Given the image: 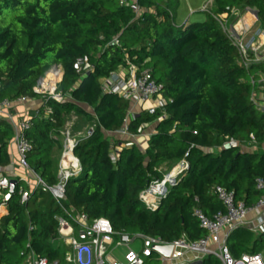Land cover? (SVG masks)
<instances>
[{
    "label": "trees",
    "instance_id": "16d2710c",
    "mask_svg": "<svg viewBox=\"0 0 264 264\" xmlns=\"http://www.w3.org/2000/svg\"><path fill=\"white\" fill-rule=\"evenodd\" d=\"M176 2L137 0L141 11L136 13L130 0H0V99L42 97L34 91L39 77L55 64L63 69L57 85L63 100L42 97L25 131L31 144L27 162L47 185L59 181L54 152L70 115L78 116L73 130L88 124L74 147L82 172L66 182L62 205L42 185L31 187L17 177L0 217V264H24L30 252L70 264L55 242L56 217H65V210L106 217L121 234L194 241L206 235L195 210L209 217L224 211L215 188L234 192L247 206L259 199L255 181L264 177V111L251 97L257 88L252 79L264 73V62L245 66L211 12L204 22L178 25ZM247 6L257 10L264 30V0H214L212 12ZM85 57L88 62L78 71L75 64ZM129 63L152 70L163 85L165 104L140 111L128 123L134 136L154 125L145 151L116 135L131 104L102 85ZM14 137L13 126L0 116V167L11 164ZM231 141L238 146L225 148ZM182 160L188 169L159 207L149 209L140 193L164 176L163 167L169 170ZM21 187L29 198L19 194ZM227 244L237 258L259 253L264 234L240 228ZM142 259V264H161L156 251ZM201 264L220 262L208 256Z\"/></svg>",
    "mask_w": 264,
    "mask_h": 264
},
{
    "label": "built area",
    "instance_id": "2783aa9c",
    "mask_svg": "<svg viewBox=\"0 0 264 264\" xmlns=\"http://www.w3.org/2000/svg\"><path fill=\"white\" fill-rule=\"evenodd\" d=\"M130 6L136 13L141 11L137 0H130ZM207 8H209L208 6L205 9L211 12V15L238 48L241 61L245 66H250L251 63L264 62V30L259 29L248 39L258 22V14L255 8L247 6L244 10L233 9L230 13L221 15L212 12V6L210 9ZM232 16L239 17V22L228 27L227 20ZM115 42L118 43L116 39ZM87 62L88 58L86 57L80 59L75 64V68L79 71ZM62 75L61 65H53L39 77L34 86V91L42 97L48 96L61 102L64 97L57 92V85L61 81ZM252 84L257 88L251 99L257 108L264 111V73H261L258 79H252ZM102 85L104 92L119 95L131 104L124 127L116 132V135L122 139L134 136L128 131V123L136 115L133 111L134 105H144L151 102V107L146 110L154 111L165 104L162 94L163 85L153 78L152 70H140L133 63L119 67L109 77L102 80ZM29 99L31 98L0 99V116L7 119L15 130L14 143L19 156L18 164L20 168L35 177L36 182L32 187L42 185L62 205L63 201L66 200V182L70 177L77 176L82 172L80 162L74 155L77 138L72 137L67 131L65 149L58 172L59 181L55 185H47L27 162V154L31 150V144L25 136V131L29 129L30 122L28 119L15 120L12 112L17 103H26ZM67 153L71 154L70 161H66ZM188 167L189 162L182 160L165 173L161 179L152 181L140 193L141 201L149 209L156 210L162 200L167 197L169 189L177 184L180 176ZM11 179H17V177H11L5 168L0 167L1 216H3L2 211L7 207L6 195ZM21 179L29 184L26 179ZM255 185L260 192V197L251 206H247L243 201H238L234 192L222 187L215 188L214 193L222 201L224 211L209 217L202 210H195L200 226L206 231V235L198 240L191 241L186 236H182L169 242L161 236H149L141 233L134 236L121 234L114 230L108 218L91 219L87 213L73 209L72 211L65 210V217L62 215L56 217L59 223V236L55 242L62 244L65 249V260L70 264H133L138 259L149 257L153 251H156L155 246L164 245H172L173 250L169 257L156 251L161 256V264H191L208 256L217 258L220 264H264V251L243 254L237 258L232 254L227 244L230 235L240 228L248 229L256 235L264 234V177H258ZM19 194H25L22 187ZM33 228L34 226L30 225V229ZM138 239L142 241V246L139 250H135L132 248V244ZM120 245L126 247L123 259L116 258L112 253V247ZM24 264L60 263L58 260L50 262L46 257H37L33 252H30Z\"/></svg>",
    "mask_w": 264,
    "mask_h": 264
},
{
    "label": "crops",
    "instance_id": "0c3cea01",
    "mask_svg": "<svg viewBox=\"0 0 264 264\" xmlns=\"http://www.w3.org/2000/svg\"><path fill=\"white\" fill-rule=\"evenodd\" d=\"M213 3H214V0H210L209 3L206 5L209 7L207 9H210L211 6L213 8ZM206 6H202V9H201V12H204L205 15H203L202 13H199V14L193 13L192 15H190L189 20L191 21V23L204 22L206 20V18H207L206 13L209 12L208 10L205 9ZM182 19L183 20H180V22L177 20L178 25L187 24V20H185V18H182ZM42 104H43V98L42 97L31 98L26 103H17L12 109V112L14 114V119L15 120H22V119L29 118L30 114L32 112H36ZM151 105H152L151 102H148L144 105L136 104L133 106V111L135 114H137L142 110L148 109L149 107H151ZM72 114H74V113H72ZM72 114L70 115L66 125H68L71 122V120H74V122H75L78 119V116L76 114L74 116ZM71 117H72V119H71ZM87 128H88V124H86V126H84L80 130H78V129L73 130L72 129V131L70 130V135L72 137L78 138L79 136L83 135L86 132ZM154 132H155V127H154V125L151 124V125H148L146 127V129L144 130V132L142 134L136 135V136H128L125 139L130 141V142L136 143L143 151H145L148 148V141ZM57 148L61 149V151H62L63 146H62V148H60V146ZM119 148H121V147H119ZM253 148H256V146H253ZM262 149L264 150V145H263ZM10 154H11V164L7 168H5L6 172L13 178L21 177V178L26 179V181L32 187L36 182L35 177L33 175H31L28 171L19 167V164H18L19 156H18L16 144L14 143V141L12 142V144L10 146ZM61 154H62V152H61ZM60 157H61V155H60ZM60 157H59V159H60ZM165 169H166V167H165ZM6 211H7V207L2 211V214L4 215L6 213ZM0 217H2V216L0 215ZM81 237H83V236L81 235ZM112 250H113L112 253L115 256L116 247L113 246ZM262 251H264V250H262ZM158 258L161 262V256L159 254H158ZM121 259H123V256L121 257ZM202 261H203V259L200 261H197L195 263H191V264H198V262H199V264H201Z\"/></svg>",
    "mask_w": 264,
    "mask_h": 264
},
{
    "label": "rangeland",
    "instance_id": "374dc122",
    "mask_svg": "<svg viewBox=\"0 0 264 264\" xmlns=\"http://www.w3.org/2000/svg\"><path fill=\"white\" fill-rule=\"evenodd\" d=\"M209 1L210 0H177L176 7L173 8L176 23L178 24V21L180 22V20H183L182 18H185V20H187V23H191V21L189 20V17L193 13H198V14L202 13L203 15H205L204 12H201V9H202V6H206L209 3ZM238 22H239V17L232 16L231 18H229L227 20V26L228 27L234 26V25L238 24ZM259 29H261V28H260L259 22H257L255 27L253 28L252 34L250 36H248V39H250V37L252 35H254L257 31H259ZM72 115L74 116L75 113ZM71 119H72V117H71ZM74 123H75L74 120H71V122L65 126L66 128L64 130V135H63V138L61 139V146H60V148H62V146H63L62 151H61V149L56 148V150L54 152L55 157H57V160H59L58 170L60 167L61 157H62V154H63L64 149H65V142H66V136H67L66 133H67V131H69V132H70V130L72 131ZM61 152H62V154H61ZM60 155H61V157H60ZM59 157H60V159H59ZM66 159H67V156H66ZM172 168H170L168 170V168L165 169V167H163V172L167 173ZM141 246H142V241L140 239H138L135 243L132 244V248L135 250H139L141 248ZM125 252H126L125 246H122V245L117 246L115 257L118 259H121V257L124 255Z\"/></svg>",
    "mask_w": 264,
    "mask_h": 264
},
{
    "label": "water",
    "instance_id": "95a60500",
    "mask_svg": "<svg viewBox=\"0 0 264 264\" xmlns=\"http://www.w3.org/2000/svg\"><path fill=\"white\" fill-rule=\"evenodd\" d=\"M89 132H92V129H90ZM237 146H238L237 141H231L230 143H227V144L225 145V148H229V147H237ZM17 184H18V180H17V179H11V180H10L9 190H8L7 195H6V201H8L9 198H10V197L12 196V194L14 193V191H15V187H16ZM23 198H24V199L29 198V193H25ZM154 249H155L157 252H159V253H161V254H163V255L169 257V256L171 255V253H172L173 247H172V245H164V246H155ZM142 262H143L142 259H138V260L135 261L133 264H142ZM198 264H199V262H198Z\"/></svg>",
    "mask_w": 264,
    "mask_h": 264
},
{
    "label": "bare ground",
    "instance_id": "6f19581e",
    "mask_svg": "<svg viewBox=\"0 0 264 264\" xmlns=\"http://www.w3.org/2000/svg\"><path fill=\"white\" fill-rule=\"evenodd\" d=\"M246 20H248V19H246ZM66 156H67V159H66V161H70L71 154H70V153H67V154H66ZM65 158H66V157H65Z\"/></svg>",
    "mask_w": 264,
    "mask_h": 264
}]
</instances>
